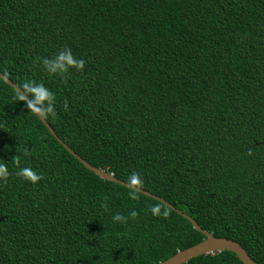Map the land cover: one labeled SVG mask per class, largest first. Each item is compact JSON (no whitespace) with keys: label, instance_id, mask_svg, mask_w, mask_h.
Here are the masks:
<instances>
[{"label":"trees","instance_id":"1","mask_svg":"<svg viewBox=\"0 0 264 264\" xmlns=\"http://www.w3.org/2000/svg\"><path fill=\"white\" fill-rule=\"evenodd\" d=\"M164 11L192 41L165 73L152 70ZM65 48L84 71L49 74L42 60ZM0 74L55 94L45 122L80 159L125 184L139 172L141 191L264 264V0H0ZM0 163V264H159L204 240L83 168L1 79ZM185 264L241 263L220 251Z\"/></svg>","mask_w":264,"mask_h":264},{"label":"clouds","instance_id":"2","mask_svg":"<svg viewBox=\"0 0 264 264\" xmlns=\"http://www.w3.org/2000/svg\"><path fill=\"white\" fill-rule=\"evenodd\" d=\"M180 23L177 21L175 22V29L181 34L185 43L192 44L189 32L187 33V28ZM194 25L197 26L198 24ZM42 64L44 69L49 74L64 77L70 69H76L79 72H83L86 61L74 56L71 48H65L61 49L52 58H44L42 60ZM16 96L21 102L26 104L31 114L38 116L40 119L42 118L43 120H47L50 116L52 118H56V96L43 83H37L34 80L25 79L17 89ZM64 110L68 111L67 101L64 102ZM248 154L252 155V149H249ZM23 155L28 156L31 155V153L26 149ZM20 160V155L15 156L12 159L13 163H15L17 166L20 165ZM16 174L18 177L32 184H37L43 179V176L38 174L31 167H21ZM9 176L10 172L7 164L0 163V181L6 183ZM126 187L128 188L130 199L137 200L141 194V190H143L145 187L143 176H141L139 172L133 171L127 178ZM107 199L108 197L104 198L105 201H107ZM103 206L107 208L106 203H104ZM149 211L153 216H163L164 218L169 216V210H167V206L161 202L150 206ZM138 215L139 213L136 210H132L128 216L116 213L113 215L112 219L114 222L126 224L129 218L135 220Z\"/></svg>","mask_w":264,"mask_h":264},{"label":"water","instance_id":"3","mask_svg":"<svg viewBox=\"0 0 264 264\" xmlns=\"http://www.w3.org/2000/svg\"><path fill=\"white\" fill-rule=\"evenodd\" d=\"M0 79L3 82H5L10 88H12L15 92H17L18 88L1 74H0ZM36 117L40 121V123L45 127L48 133L59 143V145H61L64 148V150L67 151L77 162H79L83 166V168H85L86 170H88L89 172H91L93 175L97 176L101 180H106L127 188L125 183L116 180L115 178L112 177V175L100 171L90 166L82 159H80L76 154H74L67 146H65L58 139V137L53 133V131L47 125L45 120H43L42 118L40 119L38 116ZM141 194L151 197L158 202L164 203L167 206V208H169L170 210H172L173 212L184 218L187 222H189L193 230L199 232L204 237V240L202 242L193 245L191 247H188L186 249H183L181 251H177L173 256H171L170 258L166 259L163 262H160L159 264H185L187 261H189L194 257L201 255H208L211 253H217L220 251H228L233 253L241 264H256L249 258V256L245 253V251L237 243L225 238L213 237L211 234L201 230L190 217L180 212L179 210L175 209L174 207H172L162 199H159L143 191H141Z\"/></svg>","mask_w":264,"mask_h":264},{"label":"rangeland","instance_id":"4","mask_svg":"<svg viewBox=\"0 0 264 264\" xmlns=\"http://www.w3.org/2000/svg\"><path fill=\"white\" fill-rule=\"evenodd\" d=\"M164 15L156 24L158 30L155 32L154 41L152 43V70L158 68L165 72H173L180 58L189 56V46L182 39L181 34L175 29V22L169 20V11H164ZM166 16V17H165Z\"/></svg>","mask_w":264,"mask_h":264}]
</instances>
